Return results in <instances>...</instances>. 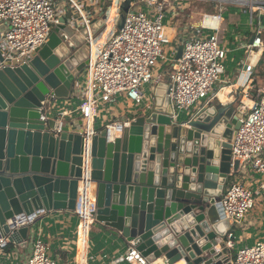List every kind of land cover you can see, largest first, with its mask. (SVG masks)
Returning <instances> with one entry per match:
<instances>
[{
	"label": "water",
	"instance_id": "water-1",
	"mask_svg": "<svg viewBox=\"0 0 264 264\" xmlns=\"http://www.w3.org/2000/svg\"><path fill=\"white\" fill-rule=\"evenodd\" d=\"M106 26V16L92 20L91 33L61 18L24 64L5 61L0 49V235L26 247L30 227L11 230V222L75 211L88 160L96 222L136 247L147 264L161 258L166 264H231L224 242L230 221L221 199L232 167H239L232 159L241 126L234 107L210 106L175 121L170 86L161 83L155 109L117 129L95 133L81 118H47V106L72 96L90 62L88 39Z\"/></svg>",
	"mask_w": 264,
	"mask_h": 264
},
{
	"label": "built area",
	"instance_id": "built-area-1",
	"mask_svg": "<svg viewBox=\"0 0 264 264\" xmlns=\"http://www.w3.org/2000/svg\"><path fill=\"white\" fill-rule=\"evenodd\" d=\"M96 1L93 0L94 3ZM192 1L207 4L211 11L204 12L200 26L194 31L192 28L190 39L183 42L181 58L174 62L169 76L168 97L175 121L180 120L182 112L204 101L209 103L217 96L215 88L225 74L229 55L223 40L226 12L239 9L248 20L250 30L239 48L244 51L243 70L248 79L251 80L258 57L264 54V0ZM82 4V0H0V25L6 27L0 32V49L5 61L29 62L33 53L47 43L52 27L60 23L58 11L65 14L69 10L75 11L81 25L91 33L92 17L84 12ZM118 5V10L122 5L129 8L123 26L115 36L110 37L95 59L93 41L96 38L90 35V62L72 93L80 95V114L84 122L94 121L99 105L112 103L120 95L127 96L135 104H142L144 86L158 84L161 80V77H155V69L160 62L167 60L164 44L173 41L171 30L164 21L171 16L174 22L183 13L177 0H118ZM208 20L214 21V24H207ZM84 75L85 85L82 86ZM68 116L71 114L67 112L60 114L57 120H66ZM108 128L116 129L112 125ZM85 145L86 158H89L90 141L86 140ZM231 145L233 166L238 161L239 167L237 171H233L232 167L221 204L225 218L240 226L255 209V197L264 192V98L241 119V126ZM87 164L79 184L77 208L73 211L79 217L84 233L96 221L94 211L97 203L88 160ZM37 218L21 216L16 224L10 223L11 230L30 227L31 249L25 264H58L49 254L45 239L32 232ZM235 239L233 233L224 238L227 248L234 251L231 264H264V241L242 244L235 249ZM9 244V236L0 235V264H3L2 256ZM127 252L122 260L147 264L133 245Z\"/></svg>",
	"mask_w": 264,
	"mask_h": 264
},
{
	"label": "crops",
	"instance_id": "crops-1",
	"mask_svg": "<svg viewBox=\"0 0 264 264\" xmlns=\"http://www.w3.org/2000/svg\"><path fill=\"white\" fill-rule=\"evenodd\" d=\"M82 1L84 12L91 16L92 20L106 16V22L110 10L115 3L114 0V3L108 5L110 9L105 10V4H107V2L105 3V0H97L95 3L93 0ZM122 6L117 12V23L122 16L120 14ZM104 10L105 14L101 15ZM71 12L72 16L67 17L65 13L59 11L58 17L59 19L66 18L70 23L81 25V21L76 16V12L72 10ZM193 14L194 13L185 15L182 13L179 18L175 20L181 24L182 32L179 27L167 24L171 30V35H173L171 36L173 37V41L169 44L173 46L176 44V46L169 57L170 62L167 64H161L160 62L155 69V77L157 79L158 77H161L160 82L158 84L152 83L144 86V100L142 104H135L127 96L120 95L112 103H101L97 109V115L94 121L91 123L84 122V125L89 127L90 130L95 133L100 132L103 128L110 125L117 129L118 126L129 125L139 116L155 109L156 88L161 83H166L170 86L169 76L173 71L174 62L178 60L177 55L181 44L176 42L177 35L182 34L180 40L184 42L190 39L192 28L193 31L195 30L194 19H192V21L189 19L182 20L185 18H192ZM224 17V45L229 50V55L234 54V57H227L225 74L222 77V81L218 83L215 88V93H217L216 98L209 103L204 101L200 105L182 112L179 116L180 120H184L196 111L210 106H216L217 108L232 106L236 109L237 116L240 110L244 109L243 118L250 108L256 103H260L264 98V93H262L264 91V78L261 81L259 78L254 77L258 72L259 66L264 62V54L258 57V63H256L255 69H253L251 80L248 79V75L245 74L243 70V59L245 57L244 51L239 49L247 39V33L249 32L248 22L246 20V24H244L245 22L243 19L245 16H243L239 9L229 10L225 13ZM106 28L99 36L104 33ZM239 52H243V55L240 59H236L237 57L235 54ZM166 58L168 59L167 55ZM81 85H85V75L83 76V82ZM229 89L232 91L231 94H229ZM80 104V95L76 94H72L68 99H57L50 106H47V118L57 119L60 114L66 112L71 114V116L65 118L67 121L81 118ZM260 197H262V207L264 208V192L260 194ZM262 222H264V218L262 221L258 217L256 211L253 213L251 212L244 223L240 226L230 222V229L226 231V235L229 233L235 235V249H238L242 244H254L259 241H264V228L261 226ZM250 228L256 229L258 232L262 231L263 235H253V240L250 241V239L244 235V231L248 232ZM240 229L244 231L241 232ZM32 232L39 233L45 239L49 245V254L58 264H80V243L85 236L88 243L85 264H132L122 260L126 255L128 248L131 246L130 243L126 242L121 237L109 233L108 230L103 229L102 225L96 221L91 224L88 231L84 233L79 217L73 212L61 211L43 213L38 216ZM30 249V240L26 247L12 244L10 248L5 249L1 262L3 264H25L27 257L30 255ZM229 252L231 253L230 257L233 258L234 251L229 249ZM153 264H166V262L164 258H161Z\"/></svg>",
	"mask_w": 264,
	"mask_h": 264
},
{
	"label": "rangeland",
	"instance_id": "rangeland-1",
	"mask_svg": "<svg viewBox=\"0 0 264 264\" xmlns=\"http://www.w3.org/2000/svg\"><path fill=\"white\" fill-rule=\"evenodd\" d=\"M106 2H107V4H105V10H109L110 9V7L108 6V5H110L111 3H112V0H106ZM177 4H179V8H180V10L183 12V14H191V13H194L193 15H192V18H185V19H183L182 21H184V20H186V19H189L190 21H192V19H194V26H195V28L196 27H199L200 26V23H201V19H202V15L204 14V12H209V8H206V9H204V6H194V4H195V2L193 3V1L192 0H177ZM199 4V3H198ZM113 6H117V7H119V5H118V0H115V3H114V5ZM198 10H197V9ZM105 10L102 12V14L101 15H104L105 14ZM211 11V10H210ZM59 12V11H58ZM58 12H57V15H58ZM120 14L121 15H125L126 13H124L122 10L120 11ZM67 15V17H71L72 16V12L69 10V12L66 14ZM59 16V15H58ZM244 16V15H243ZM185 17V16H184ZM115 20H116V17L111 21V23H114L115 22ZM244 20V24H246V20H247V18H246V16H245V18L243 19ZM248 21V20H247ZM164 23H166V25L167 24H169V25H172V26H174V27H179V29H180V31L182 32V30H181V24L179 23V22H177V21H174L173 22V18L170 16L169 18H166L165 19V21H164ZM248 30H250V28L248 27ZM181 35L182 34H178L177 35V38H176V42H179V44H181L180 46L182 47V50H183V42L180 40V37H181ZM112 37V36H111ZM97 38V37H96ZM175 46H176V44H175ZM175 46H173V45H171V44H168V43H165L164 44V52H165V54L167 55V57H168V59L167 60H165V61H162L161 62V64H167V63H169L170 62V56H171V54H172V50L174 49V47ZM242 55H243V52H239V53H237V54H235V56L237 57L236 59H240L241 57H242ZM234 57V54H231V55H228V57ZM254 77H257V78H259L261 81L263 80V78H264V62L263 63H261V65L259 66V68H258V72L255 74V76ZM255 209L252 211V213L254 212V211H256V213H257V215H258V217L263 221V218H264V208L262 207V197H260V196H256L255 197ZM251 213V212H250ZM249 213V214H250ZM248 214V215H249ZM248 215H247V217H248ZM247 217H246V219H247ZM263 228H264V222H262V225H261ZM240 231L242 232V231H244V230H241L240 229ZM244 235L247 237V238H249L250 239V241H252L253 240V238H252V236L253 235H263V232L262 231H257L256 229H252V228H250L249 230H248V232L246 231H244Z\"/></svg>",
	"mask_w": 264,
	"mask_h": 264
},
{
	"label": "bare ground",
	"instance_id": "bare-ground-1",
	"mask_svg": "<svg viewBox=\"0 0 264 264\" xmlns=\"http://www.w3.org/2000/svg\"><path fill=\"white\" fill-rule=\"evenodd\" d=\"M118 8L117 6H112L108 19H107V28L104 31V33L97 37L93 41V58L95 59L98 55V52L105 46L106 42L110 39L112 32H114L115 28L117 27V18H118ZM116 17V20L114 23H111V21ZM207 24H214V21L208 20ZM232 91L229 89V94H231ZM226 101V100H225ZM244 113V109H241L238 116L242 118ZM81 251H80V264L86 263V254H87V247L88 243L86 240V236L82 238L81 240ZM178 264H184L183 261L179 262Z\"/></svg>",
	"mask_w": 264,
	"mask_h": 264
},
{
	"label": "trees",
	"instance_id": "trees-1",
	"mask_svg": "<svg viewBox=\"0 0 264 264\" xmlns=\"http://www.w3.org/2000/svg\"><path fill=\"white\" fill-rule=\"evenodd\" d=\"M194 6L196 7V6H204V9H206L207 7H208V5L207 4H201V3H195L194 4ZM197 9V8H196ZM199 9V8H198ZM197 9V10H198ZM12 246V244L10 243L9 245H8V247L7 248H10Z\"/></svg>",
	"mask_w": 264,
	"mask_h": 264
}]
</instances>
